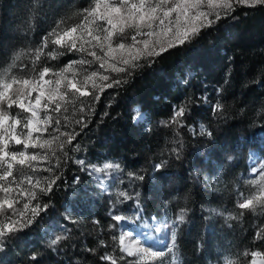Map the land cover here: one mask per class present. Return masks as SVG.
Returning a JSON list of instances; mask_svg holds the SVG:
<instances>
[{
	"label": "snow or ice",
	"instance_id": "6c2138e0",
	"mask_svg": "<svg viewBox=\"0 0 264 264\" xmlns=\"http://www.w3.org/2000/svg\"><path fill=\"white\" fill-rule=\"evenodd\" d=\"M240 7L264 10V0H89L83 7L76 0H30L25 45L10 47L0 39V252L8 250L49 214L55 193L67 186L65 169L69 162L98 178L101 173L106 178L119 173L126 175L130 184L145 180L144 174L125 173L119 162L97 165L77 158L75 153L85 151L77 138L89 127L95 106L107 90L119 95L142 70L151 68L166 54L191 45L223 19H238L233 13ZM49 16L52 23L38 41L28 39L37 31V22ZM65 57L67 62L62 63ZM232 78L229 68L223 82L214 89V103L207 95L188 96L172 106V114L160 121L172 132L168 142L171 147L161 150V157L166 154V158L152 166L153 172L165 175L170 160L184 159V130L215 141L214 130L208 124L189 121L194 119V107L201 103L210 105L217 122L230 119L225 97ZM250 83L264 87L261 79ZM239 111L243 114L245 109ZM256 116L264 119V103ZM143 118L139 110L132 117L133 122ZM235 159L233 155L226 157L228 162ZM249 159L255 163L251 155ZM250 173L251 179H236L232 209H209L210 215L222 217L229 229L252 231L243 251L229 249L218 264H264V159L251 167ZM193 179L208 186L222 182L219 176ZM79 182V177L72 181ZM101 186L109 194V223L105 226L99 219L91 220L95 243L89 246L82 242L81 253L95 257L99 264H183L176 240L180 226L187 222L186 207H181L170 225H165L171 228V243L156 248L135 238L131 231L112 234L125 221L143 219L140 192L119 187L113 191L103 180ZM128 201L135 204V217L124 214L121 206ZM64 220L77 226L81 223L70 214H65ZM154 231L159 233L161 227ZM104 232L109 233L111 243L103 238ZM74 240L72 229L65 226L48 240L46 248L53 253L69 246L77 248L71 243ZM42 257V252H32L26 264H40ZM83 264H87L86 259Z\"/></svg>",
	"mask_w": 264,
	"mask_h": 264
},
{
	"label": "trees",
	"instance_id": "16d2710c",
	"mask_svg": "<svg viewBox=\"0 0 264 264\" xmlns=\"http://www.w3.org/2000/svg\"><path fill=\"white\" fill-rule=\"evenodd\" d=\"M29 2L0 0V29L4 30L0 32V39L3 44L15 48L25 45ZM76 3L83 7L89 0H76ZM233 15L238 19L221 20L191 45L166 54L151 68L142 70L119 95L111 89L107 90L95 106L96 114L89 127L77 138L85 149L75 153L77 158L89 163L105 158L119 162L125 173L132 171L145 175L144 181L130 184L126 175L112 173L109 186L113 191L119 187L140 192L143 214L161 216L166 202L171 219L181 207L189 210L187 222L180 226L176 240L183 264L218 263L212 251L210 240L212 243L215 241L207 230L208 218L203 204L207 202L218 208L232 209L235 204L233 187L239 173L246 172L248 150L255 148L264 158V119L256 116L264 103V87L250 83L255 79L264 83V10L240 7ZM51 23V16L38 21L37 31L28 39L38 41ZM67 59L62 58L61 62L66 63ZM229 68L233 78L225 102L229 105L230 119L217 122L212 117L210 105L201 103L194 107V119L189 121L196 125L208 124L214 130L215 141L192 136L184 130V159L170 160L164 170L165 175L153 172L152 166L161 158H166V154L161 157V150L171 147L168 142L172 139V132L161 126L160 121L172 114L173 105L188 96L199 98L207 95L214 103V89L223 82ZM185 80L187 83H184ZM246 83L248 87H244ZM241 107L245 109L243 114L239 111ZM136 110L142 112L144 118L133 122ZM68 115L71 119V110ZM228 155L236 159L228 162ZM213 173H218L222 181L216 190L193 179L199 176L202 181L204 176L211 177ZM65 176L67 186L55 193L52 198L54 207L49 214L28 234L14 241L8 250L0 252V264H26L28 256L35 251L43 253L40 264H72L76 260L83 264L85 259L87 264H99L95 257L81 253L79 246L82 242L89 246L95 243L96 233L91 224L93 218L99 219L105 226L109 223V194L102 191L97 175H89L71 162L65 169ZM75 177H79L77 184L72 183ZM120 179L124 183H119ZM121 207L124 212H130L135 204L128 201ZM65 214L79 219L81 223L78 226L67 223ZM221 219L216 216L213 225L224 231L228 238L226 248L233 252L243 251L252 231L222 227ZM65 226L72 229L75 240L71 243H75L77 248L69 246L63 252L53 253L46 248V244ZM118 229L119 226L112 230V234L118 235ZM81 232L85 235L81 236ZM102 235L111 243L108 232ZM201 242L203 247L198 249Z\"/></svg>",
	"mask_w": 264,
	"mask_h": 264
},
{
	"label": "rangeland",
	"instance_id": "374dc122",
	"mask_svg": "<svg viewBox=\"0 0 264 264\" xmlns=\"http://www.w3.org/2000/svg\"><path fill=\"white\" fill-rule=\"evenodd\" d=\"M250 155L254 158L255 163L250 161V159H249ZM262 159H264V158L262 157L261 153L257 151V149L250 148L248 150L246 156H245V163H246L247 169H246L245 173H239L240 180L253 178V176L250 173V169L253 166H258V164L260 163V161ZM105 161H110V160L105 159V158H101V159H97V161H95V162H92V164L101 165ZM217 176H219L218 173H213L211 177L213 179H215V177H217ZM99 179L103 180L108 186H110L111 180H112V174L106 178L101 173V174H99ZM219 185H220V182H217V184L212 185L211 186L212 190L218 189ZM235 199H236V195H235ZM212 208H218V207L213 206L210 203L204 202L203 210L206 213L207 218H208L207 230L210 234V238H213L215 241L214 243H212V240H210L211 246H212V251H213L215 257L218 259V261H220L222 256L224 254H226V252L228 251V249L226 248V244H227L226 240L228 238L224 235V231L222 232V230L220 228L218 229L216 226L213 225V220L216 216L210 215L209 209H212ZM168 210L169 209L167 207L163 206L162 207V213H161L160 217H158L157 215H155L153 213H150V215L143 214V219H132V220H128V221L123 222L122 224L119 225L118 235L121 231H127V230L130 231L131 229H133V222L139 223V224L140 223L146 224L150 229H155L158 226V224L164 223V220H165L164 218L168 219V222L171 223L172 219L168 216ZM124 214L128 215L129 217H135V214H136L135 207H131L130 212H124ZM153 218H155V219H153ZM220 223H221L222 227L223 226L227 227V225L224 223L223 218L221 219ZM159 240L161 242L166 241V239H164L163 236H162V238L159 237ZM208 242H209V240H208ZM166 246L167 245H165V246L161 245L159 248H165ZM207 264H218V263H215L213 261L212 262L207 261Z\"/></svg>",
	"mask_w": 264,
	"mask_h": 264
},
{
	"label": "bare ground",
	"instance_id": "6f19581e",
	"mask_svg": "<svg viewBox=\"0 0 264 264\" xmlns=\"http://www.w3.org/2000/svg\"><path fill=\"white\" fill-rule=\"evenodd\" d=\"M165 221L167 222V220L165 219ZM128 231V230H127ZM131 232H133L134 237L141 240L142 242H144L147 245H152L156 248H159L163 242H161L159 240L158 237H156L151 229L146 225V224H139V223H134L133 222V229L130 230ZM168 233H162V236L164 237V239H166V241H168Z\"/></svg>",
	"mask_w": 264,
	"mask_h": 264
}]
</instances>
